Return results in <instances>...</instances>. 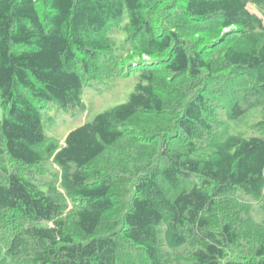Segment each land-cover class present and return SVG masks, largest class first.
I'll return each mask as SVG.
<instances>
[{
  "label": "trees",
  "instance_id": "trees-1",
  "mask_svg": "<svg viewBox=\"0 0 264 264\" xmlns=\"http://www.w3.org/2000/svg\"><path fill=\"white\" fill-rule=\"evenodd\" d=\"M0 105V264H264V138L221 117L264 130V0H0Z\"/></svg>",
  "mask_w": 264,
  "mask_h": 264
},
{
  "label": "rangeland",
  "instance_id": "rangeland-1",
  "mask_svg": "<svg viewBox=\"0 0 264 264\" xmlns=\"http://www.w3.org/2000/svg\"><path fill=\"white\" fill-rule=\"evenodd\" d=\"M142 59L147 60L146 58ZM139 73L138 69L132 68L128 75L114 76L105 80L102 84L84 86L82 93V102L85 106L84 112L79 111L74 114H67L63 111L58 112L53 105L48 106L46 110H42L45 136L57 142H62L64 137L72 130L85 123L92 122L97 115L125 103L139 81ZM3 117L4 111L0 105V121ZM221 117L224 121L225 135H239L246 139L251 137L264 138L263 128L256 126L263 118L260 107L248 110L238 120H229L225 114ZM7 164V170L12 171L15 166ZM47 169L55 171L53 166L49 164H47ZM261 217H264L263 212H261Z\"/></svg>",
  "mask_w": 264,
  "mask_h": 264
}]
</instances>
